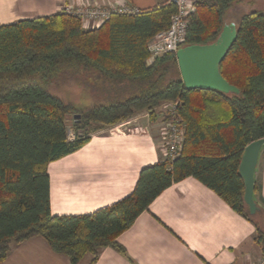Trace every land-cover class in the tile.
<instances>
[{
    "label": "trees",
    "instance_id": "obj_1",
    "mask_svg": "<svg viewBox=\"0 0 264 264\" xmlns=\"http://www.w3.org/2000/svg\"><path fill=\"white\" fill-rule=\"evenodd\" d=\"M239 1L195 0L183 46L214 42ZM175 12L166 0L133 14L112 13L97 28H83L64 10L0 25V262L12 245L34 236L71 264L85 253L96 258L105 247L127 257L117 237L164 189L189 176L254 225L264 259V229L255 219L264 211L250 214L239 172L245 146L264 139V13L250 11L233 21L235 40L219 63L222 77L238 90L233 93L186 88L173 52L147 63L149 40L169 27ZM68 79L85 82L95 102L80 108L52 92ZM176 101L184 129L178 157L142 167L133 191L110 206L51 214L50 162L139 112L153 122L162 102Z\"/></svg>",
    "mask_w": 264,
    "mask_h": 264
},
{
    "label": "crops",
    "instance_id": "obj_2",
    "mask_svg": "<svg viewBox=\"0 0 264 264\" xmlns=\"http://www.w3.org/2000/svg\"><path fill=\"white\" fill-rule=\"evenodd\" d=\"M163 1L0 0V25L51 15L71 4L145 10ZM90 28L96 27L85 29ZM126 122L92 133L79 150L48 164L52 215L89 214L110 206L133 191L142 167L165 159L152 128L161 122L160 115L134 128L124 127L131 121ZM254 184L253 199L264 211V143ZM116 240L127 257L105 247L96 258L85 253L77 264H255L261 258L254 225L191 176L164 189ZM0 264L71 263L66 255L53 252L43 237L34 236L12 245Z\"/></svg>",
    "mask_w": 264,
    "mask_h": 264
},
{
    "label": "built area",
    "instance_id": "obj_3",
    "mask_svg": "<svg viewBox=\"0 0 264 264\" xmlns=\"http://www.w3.org/2000/svg\"><path fill=\"white\" fill-rule=\"evenodd\" d=\"M176 7V12L171 16L169 27L156 35L148 42L147 48L149 57L147 63L153 62L156 57L165 53H175L183 46L187 29V17L194 11L195 0H168ZM65 12L76 15L80 18L84 28L100 26L112 13H137L139 9L128 5L123 6H91L83 4L81 6H65ZM178 102H162L158 108L161 112L160 141L159 147L163 151L165 159L169 162L179 156L184 129L180 118L177 117L175 109ZM255 264H264V259L260 258Z\"/></svg>",
    "mask_w": 264,
    "mask_h": 264
},
{
    "label": "water",
    "instance_id": "obj_4",
    "mask_svg": "<svg viewBox=\"0 0 264 264\" xmlns=\"http://www.w3.org/2000/svg\"><path fill=\"white\" fill-rule=\"evenodd\" d=\"M236 29L233 22L223 26L214 42L205 45H186L175 52L177 66L186 88L214 89L222 92L238 93L237 88L229 84L219 72V63L235 40ZM74 117L79 118V114ZM264 139H258L245 146L239 172L244 181V201L250 214L260 210L253 199L254 170L259 150Z\"/></svg>",
    "mask_w": 264,
    "mask_h": 264
},
{
    "label": "rangeland",
    "instance_id": "obj_5",
    "mask_svg": "<svg viewBox=\"0 0 264 264\" xmlns=\"http://www.w3.org/2000/svg\"><path fill=\"white\" fill-rule=\"evenodd\" d=\"M71 5L73 7L77 6L74 4H71ZM81 5L83 4H80L79 6ZM254 10H258L264 13V0H240L237 3H234V5L228 10L225 16V22L230 23V22L236 21L237 18L243 13H247V12L254 11ZM52 92L58 95L59 97H61L62 99H65L67 101L73 102L74 104H77L80 108H85V106L91 105L92 103L95 102L94 97H93L95 93L92 91L90 92V90L85 86V82H79L73 79H68L67 81L63 82L59 86L52 87ZM137 115L139 118L133 119L132 121L131 120L132 117H131L129 119L131 121L129 125H125L124 127L126 126L137 127L136 125H138L139 121H141L142 123V120H145V119L149 120V115L146 111L139 112L137 113ZM156 115L158 117L157 112H156ZM75 119H78V118H75ZM126 121L121 122L119 124H123V123L125 124ZM160 123L156 124V127L155 125L154 127H152L155 132L156 131L158 132L157 133V135L159 136L157 137L158 142L160 141V134H159L160 125H161ZM67 127L69 129V135L72 137L75 129H74L73 118L71 116L68 117ZM255 219L259 221L261 226H264V216L260 215V217H258V215H256Z\"/></svg>",
    "mask_w": 264,
    "mask_h": 264
}]
</instances>
